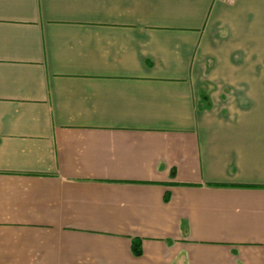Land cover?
Segmentation results:
<instances>
[{
    "label": "crops",
    "instance_id": "0c3cea01",
    "mask_svg": "<svg viewBox=\"0 0 264 264\" xmlns=\"http://www.w3.org/2000/svg\"><path fill=\"white\" fill-rule=\"evenodd\" d=\"M262 66L264 0H0V264H264Z\"/></svg>",
    "mask_w": 264,
    "mask_h": 264
},
{
    "label": "trees",
    "instance_id": "16d2710c",
    "mask_svg": "<svg viewBox=\"0 0 264 264\" xmlns=\"http://www.w3.org/2000/svg\"><path fill=\"white\" fill-rule=\"evenodd\" d=\"M138 245H139V246H138V249H136L135 252H136V255H137V256H140V255L142 254V251H141L140 243H139V242H138Z\"/></svg>",
    "mask_w": 264,
    "mask_h": 264
},
{
    "label": "rangeland",
    "instance_id": "374dc122",
    "mask_svg": "<svg viewBox=\"0 0 264 264\" xmlns=\"http://www.w3.org/2000/svg\"><path fill=\"white\" fill-rule=\"evenodd\" d=\"M261 69H262V77H264V74H263L264 66H262ZM206 89H207L208 91L210 90L209 87H206Z\"/></svg>",
    "mask_w": 264,
    "mask_h": 264
}]
</instances>
